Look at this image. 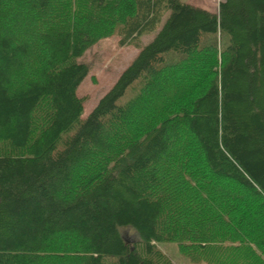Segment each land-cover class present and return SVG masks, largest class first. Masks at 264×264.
Here are the masks:
<instances>
[{
  "label": "trees",
  "instance_id": "1",
  "mask_svg": "<svg viewBox=\"0 0 264 264\" xmlns=\"http://www.w3.org/2000/svg\"><path fill=\"white\" fill-rule=\"evenodd\" d=\"M114 31L138 52L82 117ZM160 242L264 264V0H0V264H173Z\"/></svg>",
  "mask_w": 264,
  "mask_h": 264
},
{
  "label": "rangeland",
  "instance_id": "2",
  "mask_svg": "<svg viewBox=\"0 0 264 264\" xmlns=\"http://www.w3.org/2000/svg\"><path fill=\"white\" fill-rule=\"evenodd\" d=\"M194 6L218 13V4L221 0H181ZM169 11L162 14V21L168 16ZM118 31V30H117ZM114 31L110 36L99 39L91 45L79 58V61L88 65L89 71L77 89V95L84 97L83 114L86 117L96 106L99 99L115 83L125 67L132 61L138 49L132 45L119 43V32ZM157 30L146 34L141 39V45L150 41ZM123 237L131 246L139 241L134 229L122 227ZM156 247L164 252L173 264H205L190 261L180 250L175 242L156 243Z\"/></svg>",
  "mask_w": 264,
  "mask_h": 264
}]
</instances>
